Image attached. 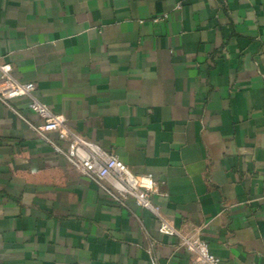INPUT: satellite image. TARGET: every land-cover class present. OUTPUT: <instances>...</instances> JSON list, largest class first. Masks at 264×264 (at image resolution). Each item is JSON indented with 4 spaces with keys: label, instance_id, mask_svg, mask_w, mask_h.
<instances>
[{
    "label": "crops",
    "instance_id": "0c3cea01",
    "mask_svg": "<svg viewBox=\"0 0 264 264\" xmlns=\"http://www.w3.org/2000/svg\"><path fill=\"white\" fill-rule=\"evenodd\" d=\"M4 66L0 93L34 83L69 129L155 181L184 235L264 264V0H0ZM28 105L0 102V264H196L57 153Z\"/></svg>",
    "mask_w": 264,
    "mask_h": 264
},
{
    "label": "built area",
    "instance_id": "2783aa9c",
    "mask_svg": "<svg viewBox=\"0 0 264 264\" xmlns=\"http://www.w3.org/2000/svg\"><path fill=\"white\" fill-rule=\"evenodd\" d=\"M221 1L224 3L227 0ZM167 18L168 15L154 19V23H160ZM0 71L1 79L11 80L6 66L0 67ZM36 92L34 83L13 80L12 86L0 93V102L9 106L12 100L29 99L30 112L40 119V124L33 127L35 132L73 164L83 176L96 183L113 203L124 207L129 201H133L138 207L149 211L160 224L159 232L178 238L180 245L195 256L196 264H225L211 253L204 239L196 235H184L163 216L161 208L154 202L156 183L151 177L134 174L117 155L69 129L67 118L55 114L37 98ZM59 142L66 143L67 149L60 147Z\"/></svg>",
    "mask_w": 264,
    "mask_h": 264
}]
</instances>
